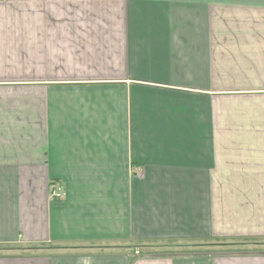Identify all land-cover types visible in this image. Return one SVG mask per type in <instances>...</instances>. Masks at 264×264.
Wrapping results in <instances>:
<instances>
[{
    "label": "crops",
    "instance_id": "0c3cea01",
    "mask_svg": "<svg viewBox=\"0 0 264 264\" xmlns=\"http://www.w3.org/2000/svg\"><path fill=\"white\" fill-rule=\"evenodd\" d=\"M0 264H264V0H0Z\"/></svg>",
    "mask_w": 264,
    "mask_h": 264
},
{
    "label": "built area",
    "instance_id": "2783aa9c",
    "mask_svg": "<svg viewBox=\"0 0 264 264\" xmlns=\"http://www.w3.org/2000/svg\"><path fill=\"white\" fill-rule=\"evenodd\" d=\"M63 186L60 182H52L50 193L55 200H60L64 194Z\"/></svg>",
    "mask_w": 264,
    "mask_h": 264
}]
</instances>
